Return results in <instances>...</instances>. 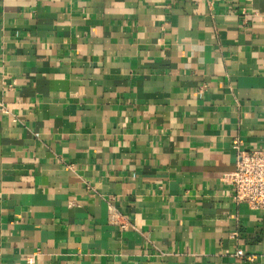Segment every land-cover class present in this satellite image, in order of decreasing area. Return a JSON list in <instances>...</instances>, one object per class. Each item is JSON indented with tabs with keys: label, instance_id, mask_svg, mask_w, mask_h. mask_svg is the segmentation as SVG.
I'll return each instance as SVG.
<instances>
[{
	"label": "crops",
	"instance_id": "crops-1",
	"mask_svg": "<svg viewBox=\"0 0 264 264\" xmlns=\"http://www.w3.org/2000/svg\"><path fill=\"white\" fill-rule=\"evenodd\" d=\"M235 139L264 0H0V264H264Z\"/></svg>",
	"mask_w": 264,
	"mask_h": 264
},
{
	"label": "built area",
	"instance_id": "built-area-1",
	"mask_svg": "<svg viewBox=\"0 0 264 264\" xmlns=\"http://www.w3.org/2000/svg\"><path fill=\"white\" fill-rule=\"evenodd\" d=\"M235 169L225 181L232 189V200L245 203L251 210L264 211V149H245L235 139ZM237 255L244 256L239 250Z\"/></svg>",
	"mask_w": 264,
	"mask_h": 264
}]
</instances>
